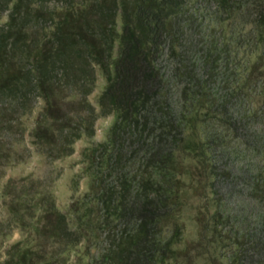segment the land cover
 Listing matches in <instances>:
<instances>
[{
  "label": "trees",
  "instance_id": "trees-1",
  "mask_svg": "<svg viewBox=\"0 0 264 264\" xmlns=\"http://www.w3.org/2000/svg\"><path fill=\"white\" fill-rule=\"evenodd\" d=\"M195 1L0 0V106L12 101L21 117H32L31 144L51 117L63 138L57 156H67L85 130L93 135L98 115H112L109 135L86 154L87 190L66 210L53 194L37 192L28 218L0 219L24 231L10 242L0 238V264L47 261L28 243L35 232L58 241L61 257L104 228L111 243L86 264H167L192 252L207 264H264V0H198L209 20L197 22L201 37L192 30L186 38L189 22L197 24L188 11ZM164 55L173 68L161 65ZM98 74L105 82L96 109L88 96ZM61 87L67 103L78 95L90 120L73 121L72 110L60 108ZM32 93L42 103L34 116ZM3 113L0 107V121ZM126 139L150 171L119 168L116 183H103V152L111 145L116 165ZM179 174L205 197L196 207L197 237L185 249L172 248L182 222L158 236L161 220L182 209Z\"/></svg>",
  "mask_w": 264,
  "mask_h": 264
},
{
  "label": "rangeland",
  "instance_id": "rangeland-1",
  "mask_svg": "<svg viewBox=\"0 0 264 264\" xmlns=\"http://www.w3.org/2000/svg\"><path fill=\"white\" fill-rule=\"evenodd\" d=\"M57 2H48V5H53ZM197 5V6H195ZM188 11L192 12V16L196 18V23H206L209 18L207 14L206 5L201 1H195L189 4ZM195 12V14H194ZM187 17V16H186ZM190 25H187L186 32L188 34L193 30V33L201 37L203 29L197 27L198 23L194 27V22L190 21ZM202 23V24H203ZM197 28V29H196ZM198 34V35H197ZM166 55V54H165ZM163 56V60L160 61L161 65L164 64L168 69L173 68L175 60L170 56ZM104 78L98 74L96 85L93 91L89 94L88 98L90 102L96 107V99L104 85ZM61 87L57 92L58 104L60 108L65 110H72L69 112L72 120H76L78 117H83L90 120V115L85 111L82 103L79 102L78 95H73V101L68 100V96H65L66 88ZM177 87L174 84L171 88L170 98H177ZM72 97V96H71ZM62 98V99H61ZM12 101L3 102L0 107L3 108V120L0 121V196L3 193L6 197L4 203L0 199V219L7 216L9 219L17 217L21 214V217L28 218L31 214L33 207L30 203V197L37 192L47 194H53L56 196V202L59 208L65 209L71 199H73L79 193H83L87 190L89 185V178L91 174V167H88L89 163L87 153L90 148L96 143L103 141L109 135V126L112 120V115H98L94 121V133L92 136H88L86 130L84 136L77 139L74 143V151L67 156H57L56 151L61 147L63 138L59 136V130L57 124L53 121V118H47L45 122V130L42 134L35 138L36 145H32V136L30 137L29 129L33 125L32 117H21V110L18 108V104H11ZM29 107L33 106V116L38 115L39 109L42 106L40 99H37L32 93L27 101ZM62 111V109H59ZM22 118V119H21ZM153 120V119H152ZM26 129L24 130V128ZM138 134V129L135 130ZM148 133V130H146ZM152 136V134H150ZM130 134H127L129 137ZM120 145L117 149L122 148V154H120L119 162L115 165V161L112 162L109 158L113 157V147L108 145L107 150L103 152V166L105 170L103 183H116L119 168L128 175L141 174L149 172L142 165L141 152L138 153L137 143H133L126 139L125 144L122 146L121 140L118 142ZM116 158L118 153L115 154ZM186 164L193 163V161L186 157L184 158ZM183 179L185 197L182 209L176 212V216L173 218L162 219L159 225V238L165 239L171 232L174 221L182 222L183 229L180 241L172 246L173 249L182 248L185 249L187 244L191 245L197 237V224L195 222L196 207L204 201V194H196L189 188L190 177L186 174H179ZM4 190V191H3ZM16 199L17 202H16ZM5 216V217H4ZM8 222V221H7ZM0 223V238L8 237L7 242L16 240L20 237H24V231L20 230L17 226L9 225L8 223ZM26 223V221H24ZM109 229L104 228L101 232H91L87 247H78L75 251L72 249L65 250L60 253L61 257H57V249L59 248V242L54 241L51 238H47L39 233L32 235L33 248L38 249V254L47 261L43 264H61L62 259L67 255L69 264H86L90 261H95V258L100 256L104 248L110 244ZM111 233V232H110ZM183 252V251H182ZM75 253H79L76 257ZM171 253H169L170 255ZM193 252L191 256L186 258L175 259L170 256L167 259V264H207L204 261V257H198L193 261ZM33 258H36L35 256Z\"/></svg>",
  "mask_w": 264,
  "mask_h": 264
}]
</instances>
